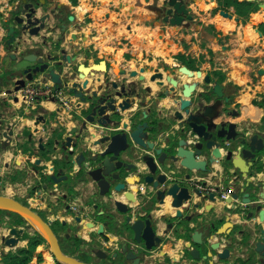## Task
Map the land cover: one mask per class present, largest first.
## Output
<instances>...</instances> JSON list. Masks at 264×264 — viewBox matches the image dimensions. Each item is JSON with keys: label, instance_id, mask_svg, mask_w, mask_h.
<instances>
[{"label": "crops", "instance_id": "0c3cea01", "mask_svg": "<svg viewBox=\"0 0 264 264\" xmlns=\"http://www.w3.org/2000/svg\"><path fill=\"white\" fill-rule=\"evenodd\" d=\"M159 1L155 7L151 8L154 0H76L75 3L71 0H45L44 6L39 4L38 7L41 13L49 11L50 8H54L58 13L57 18L51 15V18L46 21V24L54 25L53 30L41 29L39 35L30 36L20 32L19 26H16L18 30L16 36L21 41L18 50L22 54L30 52L43 54L48 52V49H51V52L56 51L58 48L54 47V43L61 34L60 23L66 24L67 30L60 43L68 54L73 55L76 51L78 54L72 67L69 64L64 66L62 76L67 77L68 82H82L86 79L87 84L83 89L85 94L92 90L101 93L105 85L102 82L103 73L95 71L80 77L76 67L80 63L90 65L104 61L108 67L110 80H115L120 86L124 84L128 91L135 88L134 94H141L140 98L128 95L135 99L133 105L115 116L116 119H120L119 123L111 124L107 129L121 128L125 124L129 126L132 118L136 121L141 120V114H137L138 118L132 115L138 110L146 109L148 110L146 120L152 126L150 138L158 146H164L176 138L178 122L173 117V110L178 104L174 100L180 96L181 87H178L176 93L171 92L166 80L163 86H158L155 80H149V76L158 69L163 73L165 71L174 75L180 84L196 83V89L192 94V100L195 103L197 99L199 100L198 94L201 90L209 87L203 84L202 78L180 72L178 67L184 64L176 59L175 55L181 53L194 57L202 52L205 59L202 65L205 69L198 68L195 71L200 70L203 75L209 74L213 82L216 79L211 74V70H220L224 75L220 83L224 95L231 97L229 102H224L207 92L203 98L204 104L213 106V113H219L220 116L216 121L236 123L238 131L247 129L249 134L253 132L264 134L262 123L264 120V0H254L256 6L250 12L248 19L244 20L235 13H231L233 18L225 16L217 18V14L211 12L210 0H194L186 4L191 7L190 12L193 13L204 9L199 19L205 25H212L215 29V33L207 37L208 49L204 50H195L192 46L187 49L182 46V42L186 45L192 43L194 28L190 27L191 31L185 29L184 32L182 27H186V23L195 19L193 14L189 13L191 18H185L181 25L167 24L163 26L164 29H161L162 26L155 21L150 22L160 16L159 8L164 4L162 0ZM11 2V0H0V60L8 54L6 31L7 22L10 21L11 16L9 13L12 8ZM58 6L60 8H57ZM39 12L36 13L37 16L40 15ZM69 14L73 15L72 20L68 19ZM236 16L238 22L234 20ZM73 32L77 37L73 40V47L70 48L68 43L70 34ZM44 36L47 44L43 46L40 43ZM175 60L180 64L175 65ZM205 63L208 64L207 67ZM122 69L127 73L120 74ZM131 70H137L138 74H144L146 71L149 73L146 79L140 80L137 76L128 75ZM71 72H73L72 75ZM5 75L0 70L3 80ZM38 79L39 77L36 76L33 81ZM8 85V82L4 81V87ZM146 86L150 87L148 93L144 90ZM3 88L0 87V116L5 117L6 122L13 123L14 134L6 147L0 146V169L12 175L14 172L17 175L26 172L25 179L31 177L34 183H40L41 186L34 191L29 203H32L35 209H45L48 212L52 210L51 217L59 218L62 228L79 225L75 235L85 240L93 238L106 248H115L123 240L129 244L132 232L126 227L128 225L125 222L126 215L117 212L112 201L108 199L98 197L97 201L93 200L98 188L92 180L82 176V171L76 175L71 174L77 170L76 164L70 163L67 168L56 167L54 164L62 158L64 149H74L75 154L82 151L87 155L101 149L100 145L93 146L92 141L104 134L106 130L95 120L93 122L86 120L92 108L88 101H82L80 97L70 92L68 87H65L57 91L56 95L40 96L35 108L25 112L22 109L20 94L17 93L18 99L14 101L12 96L7 98L4 96ZM165 90H168L169 94L165 95L163 93ZM120 100L117 98V101ZM231 109L238 112L236 116L229 114ZM105 114L111 115V112L106 111ZM37 116H42L44 120L35 125ZM5 127L3 124L0 129L3 130ZM72 127L77 129L71 135L72 142L67 146L66 137ZM35 128L37 131H34ZM25 131H29L27 136L24 135ZM54 133L57 136L53 149L40 154L39 150L44 148L47 138ZM39 138H42V148L38 147ZM25 140H28V143L23 149ZM257 155L261 158L263 152L260 151ZM73 157L74 154L72 159ZM122 157L128 162H135L136 155L129 151ZM37 159H40V162L35 164ZM259 161L261 170L256 171L252 168L253 172H250L254 182L264 180V165L261 159ZM167 162L169 166L162 165L161 172L169 174L173 167L177 168L178 164L170 160ZM61 170L67 176L66 179L58 184L52 182L49 175ZM233 170L232 166L229 165L226 169L223 163L217 162L208 173H200L197 178L205 182L204 186L216 190V198L201 199L194 194L180 207L183 218L174 216L175 209L168 197L162 204L159 203L155 190L135 178L140 176V173L135 171L125 173L123 188L130 192L128 196L130 198L125 199L129 206V214L133 219L144 218L151 214L155 230L162 237L159 247L150 251L145 250L148 256H145L140 264H177L178 262V264H202L201 260L190 259L189 251L197 247L202 255L203 245L198 247L196 246L198 244L192 243L190 236L185 235L184 225L179 224L184 221L187 226L195 227L198 222H205L208 225L214 223V229H216L225 222L224 215L233 223L230 231L232 243L228 245L231 253L226 262L233 264L242 245L255 252L253 245L259 238L260 228L263 226L258 214L254 213L251 217H245L247 209L242 211V216L234 214L227 209L225 200L219 195L220 193L230 194V190L238 189L241 193L240 187L244 186L245 180L238 170L235 169L234 172ZM41 176H47L48 180L41 179ZM21 184V180H14V186L20 187V191H24L27 197L30 196L26 185ZM251 189L252 186H249L244 191H251ZM260 190L261 188H256L254 185V195ZM195 202H199L197 208L192 205ZM262 202L264 204V201ZM95 204H97L96 207H94ZM73 207L75 210L72 209ZM106 213H111L118 221V231H108L106 222L94 218L95 214ZM76 216L80 219L76 220ZM187 216L192 217L190 221L185 219ZM195 229L202 232L203 236L208 234L204 227ZM255 257L258 261L254 264H259L260 259H262L261 264H264V257L257 253Z\"/></svg>", "mask_w": 264, "mask_h": 264}, {"label": "water", "instance_id": "95a60500", "mask_svg": "<svg viewBox=\"0 0 264 264\" xmlns=\"http://www.w3.org/2000/svg\"><path fill=\"white\" fill-rule=\"evenodd\" d=\"M39 4L44 6L45 0H14L11 2L12 8L9 10L11 14L7 22L6 44L11 46L10 51L6 57L0 60V70L6 75L4 80L0 76V87H4V81L8 82V86L4 87V96H12L13 100L18 99V91L25 86L28 81H33L34 77H39L37 85L41 87L50 86L54 92L62 88L68 87V90L80 97L82 101L87 100L92 106L91 112L86 116L88 122L94 120L99 126L106 130L104 134L92 141L93 146H101V149L87 155L78 152L75 154L74 149L68 150L71 157V163L76 164L77 170L71 172L76 175L82 171V176L92 180L98 190L97 194L93 196V200L97 201L98 197H103L112 201L114 209L117 212L125 214V222L129 225L132 232V239L136 242H142L144 248L148 251L160 246L162 237L155 230L154 221L151 214L147 217L132 218L129 214V206L125 199L130 198V192L124 190L125 183L124 175L130 171L140 173V176L135 177L140 182L148 184L155 190V194L159 203H163L168 197L170 204L175 209L174 216L183 218L181 206L184 201L190 200L195 194L201 199L209 198L214 200L216 198V190L200 189L195 186L201 183L203 186L205 182L198 179L200 173H208L215 163H223L225 168L232 166L233 172L239 171L241 177L245 180L244 186L235 191L230 190V194L224 199L227 209L242 216V211L247 209L245 217H251L254 213L258 214L259 221L263 224L260 228L259 238L254 242L253 250L261 257H264V180L254 182L253 175H250L252 168L256 169L261 159L264 165V134L253 132L249 134L247 129L238 131L236 123L216 121L220 116L212 111V105L204 104L203 98L207 92L212 93L218 99L224 102H229L230 96L224 95L222 85L217 82H211L209 74H202L200 70H190L185 65L178 67V70L188 76L196 75L202 78V82L208 85L209 88L202 89L198 94L197 101L194 103L192 94L196 89V83H182L180 84L178 78L171 73L164 74L156 69L150 76L149 80L156 81L158 86L164 85V80L169 84V91L176 93L181 87L180 96L174 101L178 102L176 108L173 110V117L178 122V130L176 138L170 140L164 146H158L150 138L152 126L148 124L146 118L148 117V110L142 109L134 112L132 116L138 118L137 114L142 115V119L136 121L132 118L129 126L123 125L121 128L107 129L111 124H118L119 118L115 116L130 108L135 99L128 95H134L140 98L141 94L134 92L135 88L128 91L124 84L121 86L115 80H110L108 67L104 61H99L90 65L83 63L78 64L76 70L80 77L88 75L92 72H102V82L105 84L101 93L92 90L90 93L84 92L87 80L82 82H68L67 77L62 76L64 66L70 65L72 67L75 63L78 52L73 55L67 53L66 49L61 45V40L64 39V32L67 30V25L60 23L61 34L57 37L54 47L58 49L43 54L27 53L22 54L19 51L20 39L16 36L18 31L15 27L19 26L22 33H27L30 36H37L41 29L52 31L54 25L46 24V21L51 18H57L58 13L54 8L49 11L41 13L38 9ZM162 4L166 5V15L163 17L164 21H168L173 25H181L185 18L190 19L189 14L191 8L186 6L184 0H162ZM57 8H60L58 6ZM40 11V12H39ZM39 12L40 15H36ZM222 16L233 18L232 14L226 10H219ZM68 19L72 20L73 15L69 14ZM238 22V17H234ZM77 37L76 33L70 34L68 46L73 47V40ZM41 45L47 44L46 37L41 39ZM74 72V71H73ZM71 72V75L73 74ZM127 71L122 69L120 74H126ZM129 76H137L140 80L146 79L144 74H138L137 70L128 72ZM100 80V78H98ZM101 88V87H99ZM146 93L150 92V87L144 88ZM131 92V93H130ZM163 93L169 94L168 90ZM120 98V101H117ZM1 101V99H0ZM110 111L111 115L105 114ZM237 111L231 109L229 114L237 115ZM44 118L37 116L34 124L37 125L42 122ZM264 125V120H263ZM5 124V129H0V146L6 147L12 139L14 134L13 123L6 122V118L0 116V127ZM76 127H72L69 135L66 137V145L72 142V136L76 132ZM34 131H37L35 128ZM229 142L227 144L226 142ZM39 148H42V138L38 140ZM133 152L136 155L135 162H128L123 159L122 155L126 152ZM262 151L263 156L258 157L257 153ZM168 160L172 163L178 164L177 168H172L171 172H161L162 165L168 164ZM40 159L35 161L38 164ZM144 164V166L142 164ZM169 166V164H168ZM61 173V174H60ZM52 182L58 184L66 179L63 171L49 175ZM254 185L256 188H261L260 191L254 195ZM252 186L251 191H244L245 188ZM194 208H197L199 202L192 203ZM242 205V206H241ZM95 204L94 207H96ZM210 208V206L208 207ZM0 210H6L18 214L27 224L39 232L44 239L49 243L52 254L56 259L63 264H97L91 261H82L74 255L65 253L60 246L58 236L51 227V222L40 216L32 203L24 204L23 202L0 193ZM191 216L185 217L188 221ZM79 220L80 217H75ZM225 222L219 227L215 228L214 223L209 225L213 232H208L207 236H203L202 232L195 229L190 234V240L194 244L205 245L206 254L201 255L197 247H193L189 251L190 259L199 261L202 264H232L226 262L230 258V249L228 245L232 243L230 239V231L233 223L224 215ZM65 221L63 222V224ZM170 226V225H169ZM100 231V230H99ZM24 232V228L12 226L8 229L7 235L1 237V243L4 244L5 251H0V256L5 254L10 246H17L20 242V237ZM68 236V234H66ZM215 238V240H213ZM120 252L124 254L125 258L131 261L130 264H138L140 257L133 251L126 240L120 244ZM98 256H104L101 250L97 252ZM207 259V262L204 263ZM179 263V262H178ZM177 263V264H178ZM189 264V263H181Z\"/></svg>", "mask_w": 264, "mask_h": 264}, {"label": "rangeland", "instance_id": "374dc122", "mask_svg": "<svg viewBox=\"0 0 264 264\" xmlns=\"http://www.w3.org/2000/svg\"><path fill=\"white\" fill-rule=\"evenodd\" d=\"M191 1H194V0H184L185 4H188ZM252 1H254V0H252ZM157 2H160V1L154 0V4L150 7L151 8L155 7V4H157ZM209 4H210L211 8H214L217 6V0H210ZM231 8L232 7H229L228 9H225V8L218 9L215 12L217 14V18H220L222 16L219 13V10H226V11H229L230 13L236 14L235 9L234 8L231 9ZM159 10H160V16L158 18L156 17L155 19H153L150 22L155 21L157 24H160L162 26L161 29H164V27H163L164 25H167V24L170 25V23L168 21H166V22L163 21V15L165 14L166 5H162L159 8ZM204 11H205L204 9H201V10H196L195 13L190 12L191 15L193 14L195 19L191 20L190 23H186V27H182V31L185 32V29H188L189 31H191L190 27H193L194 28L193 32L195 34L192 37V43L186 45L182 42V46L184 48L188 49L191 46L195 50H198V49L204 50L207 48L206 47L207 37L210 34H214L215 29L213 28L212 25H205L199 19L200 14H202ZM245 14H247V13H245ZM247 16L249 17L250 13ZM244 17L245 16H243V20L248 19V17H246V18H244ZM192 59L194 60V62H191V65H193L191 67V69H194L193 71H195V69H198V68L205 69V68H203V65H202V63L205 60L204 54L202 52H200L198 54V56L192 57ZM178 63L179 62H177L175 60L174 64L178 65ZM184 65L187 66L186 64H184ZM204 65L207 67L208 64L205 63ZM148 73L149 72L146 71V72H144V75L147 77ZM164 73H166V72L164 71ZM208 73H210V72L208 71ZM211 73H212V70H211ZM25 174H26V172L24 174L17 175V173L14 172V175H12L11 173H6L5 171H2L0 169V193H3L9 197H13L19 201H22V202L25 201L26 203H28L30 201V199L32 198L31 196H33V194H34V191L37 190L39 187L36 186L37 183H34V181L32 180L31 177H30L31 180L25 179V176H24ZM14 180H21L22 181L21 185H24V186L26 185L27 192L29 193L30 196L27 197L26 194L24 193V191H20V187L14 186ZM37 210L42 212L45 217L52 219L51 216H53V214H51V213H53V212H50L52 210H50L49 212L46 211L45 209H37ZM8 221H9L8 216H4V221L0 224V251H2V250L5 251V247H6L4 244L1 243V237L3 235H7L8 229L10 227H12V226L8 225V223H7ZM13 226L24 228V232L20 237V242L15 248V249H17V248L24 246L26 244L27 239L24 237L26 235L33 234V231L35 229L33 228V226H31L30 224H27L26 222L21 223L19 225H13ZM52 227L54 228L57 235H59V236L64 237L66 234H68L67 238L65 237L66 241L64 242V245L66 246L65 248H69V249L73 250V253H72L73 255H80L82 257L88 258L91 262L102 263V264H120V261H122V258L113 259L112 257H110L109 254H107L104 258L97 256L95 252L97 250H103L104 249L102 246L103 244L95 241L93 238L91 240L90 239L85 240V239L75 235V233H77L79 225H76V226L71 225V227H68L67 229L62 228L60 226L59 218H56L53 221ZM69 240H71V243H69ZM9 250H10V247H9ZM104 250H105V252H107L109 249L105 248ZM35 254H36V256H34L32 258V260L29 262V264H48V261L50 260L48 257L49 255L52 257L51 258V264H63V263L59 262L56 259V257L52 254L51 247L46 240L44 243H41L36 247ZM261 260L262 259H260L259 264H261Z\"/></svg>", "mask_w": 264, "mask_h": 264}, {"label": "trees", "instance_id": "16d2710c", "mask_svg": "<svg viewBox=\"0 0 264 264\" xmlns=\"http://www.w3.org/2000/svg\"><path fill=\"white\" fill-rule=\"evenodd\" d=\"M14 1V0H11ZM72 3H75L76 0H71ZM256 3L255 1L252 0H217V6L211 9L212 13H215L218 9H228L229 7H232L235 9V12L238 16H241L243 18V16H245L244 18L248 17L247 15L255 8ZM247 13V14H245ZM245 14V15H244ZM7 52L9 53L11 51V47L8 46L6 47ZM176 59H178L181 63L186 64L187 67L191 68L193 65H191V62H194V60L192 58H190L189 56H186L184 54L178 53L177 55H175ZM213 77L216 79L217 82L221 83L224 79V75L220 70H213L212 73ZM29 134V131H25L24 135L27 136ZM57 135L54 133L52 135H50L45 144H44V148L39 150L40 154L45 153L46 151H50L51 149H53L54 143H55V137ZM28 143V140H25L23 143V149H25L27 146L26 144ZM71 157L72 155L70 154V152L67 149H64L62 151V158L58 161H55L54 164L56 167H63V168H67L69 167L70 163H71ZM256 171H260V165H258L255 169ZM41 179L43 180H48L47 176H41ZM38 187L41 186L40 183H37ZM22 202V201H21ZM24 204H28L25 201H23ZM40 216H42L44 218V215L42 213H39ZM4 216H8L9 221L7 222L9 226H13V225H19L21 223H24L25 221L16 213L13 212H9L6 210H0V224L4 221ZM94 218L96 220L99 221H104L107 224V229L108 231L111 232H116L118 231L117 225H118V221L115 219V217L111 214V213H106V214H95ZM179 225H184L185 227V235L190 236V232H192L196 227H204L205 231L208 232H213L212 229H210L209 225L206 224L205 222H198L196 224L195 227H189L187 226V223L182 221ZM61 226V224H60ZM62 227V226H61ZM127 228H129V225H126ZM179 235V234H178ZM24 238L27 239V242L24 246H21L17 249L16 246H14L12 248V250L10 249L9 251H7L5 254L0 256V264H29V262L32 260V258L34 256H36L35 254V250L36 247L45 242L44 237L37 232L36 230L33 231V234L30 235H26ZM66 241L65 237H62L61 239H59V242L61 244V249L70 255H73V250L69 249V248H65L66 246L64 245V242ZM69 243H71V240H69ZM19 244V243H18ZM199 247V245H196ZM201 246V245H200ZM203 252L202 255L206 254V247L205 245H203ZM250 255L249 260H245L242 261L240 264H254L256 263L257 258L255 257L256 253ZM76 258H78L79 260L82 261H90L88 258L86 257H82L80 255H74ZM49 261L48 264H51V256L49 255ZM190 257V256H189ZM201 260V259H200ZM204 263L207 262V259L205 261H203ZM101 264V263H99Z\"/></svg>", "mask_w": 264, "mask_h": 264}, {"label": "built area", "instance_id": "2783aa9c", "mask_svg": "<svg viewBox=\"0 0 264 264\" xmlns=\"http://www.w3.org/2000/svg\"><path fill=\"white\" fill-rule=\"evenodd\" d=\"M18 93L20 94V98L22 100V109L25 112H29L30 109L35 108L40 96L56 95L57 92H54L50 86L41 87L40 85H37V81H28L25 86L18 91ZM226 143L229 144L228 141ZM195 186L208 191L213 190L210 187L203 186L200 182L195 184ZM219 195L221 199H225L229 194L220 193ZM72 209L75 210V207ZM136 247H138V245L136 243H132V248Z\"/></svg>", "mask_w": 264, "mask_h": 264}, {"label": "flooded vegetation", "instance_id": "af4514ba", "mask_svg": "<svg viewBox=\"0 0 264 264\" xmlns=\"http://www.w3.org/2000/svg\"><path fill=\"white\" fill-rule=\"evenodd\" d=\"M166 15V10H165V14L163 15V17ZM29 203V202H28ZM37 210V209H36ZM37 212L38 213H42V212H40V211H38L37 210ZM43 214V213H42ZM44 218L45 219H47L48 221H50V222H52L51 223V227H52V224H53V221L56 219V218H52V219H49L48 217H45L44 216ZM52 229H53V231L56 233V231L54 230V228L52 227ZM57 234V233H56ZM58 236V240L59 239H61L62 238V236H59V235H57ZM64 237H66L67 238V236L65 235ZM130 241H129V244H128V246L133 250V251H135L136 253H137V255L140 257V261H139V263L138 264H140V262L142 261V259H144L145 258V256H148L147 255V253L145 252V248H144V244L142 243V242H136V241H134L133 239H132V234H131V237H130ZM122 242V241H121ZM121 242H120V244H121ZM60 243V242H59ZM132 243H136L137 245H138V247H136V248H132ZM120 244H118V246H116L115 248H107V249H109L107 252H105V248L106 247H103L104 249L103 250H101V252H102V254H104V256H99V257H102V258H104L107 254H109L110 255V257H112L113 259H115V258H122V261H120V264H130L131 263V261H129V260H127L126 258H125V256H124V254H122L121 252H120ZM60 246H61V244H60ZM243 246L244 245H242V248L240 249V251L238 252V254H237V256L235 257V259H234V262H233V264H240L242 261H247V260H249V257H250V255L251 254H253V256H254V253H253V251H251V249L249 250L248 248H245V246H244V248H243ZM97 252H98V250L95 252L96 253V255H97ZM98 256V255H97ZM95 263V262H94ZM97 264H99V263H97ZM102 264V263H101Z\"/></svg>", "mask_w": 264, "mask_h": 264}, {"label": "bare ground", "instance_id": "6f19581e", "mask_svg": "<svg viewBox=\"0 0 264 264\" xmlns=\"http://www.w3.org/2000/svg\"><path fill=\"white\" fill-rule=\"evenodd\" d=\"M13 247H14V246H10V249L12 250Z\"/></svg>", "mask_w": 264, "mask_h": 264}]
</instances>
